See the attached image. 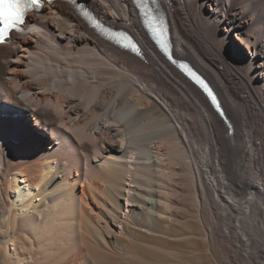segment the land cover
<instances>
[{
	"label": "bare ground",
	"instance_id": "obj_1",
	"mask_svg": "<svg viewBox=\"0 0 264 264\" xmlns=\"http://www.w3.org/2000/svg\"><path fill=\"white\" fill-rule=\"evenodd\" d=\"M81 1L141 55L61 0L0 44V264H173L182 236L264 264V0H158L174 59L226 119L135 0Z\"/></svg>",
	"mask_w": 264,
	"mask_h": 264
},
{
	"label": "rangeland",
	"instance_id": "obj_2",
	"mask_svg": "<svg viewBox=\"0 0 264 264\" xmlns=\"http://www.w3.org/2000/svg\"><path fill=\"white\" fill-rule=\"evenodd\" d=\"M229 43H230V45H232V47L234 49H236L240 53L243 52V47L244 46L241 45V44H238L237 40L235 39V35L234 36L232 35L231 40L229 41ZM31 118L32 117L29 116L27 118V121L23 120V124H24L22 126L23 131H25V129H26V132H28L27 128H33V126H32L33 119H31ZM4 122L1 121V123H3V124H4ZM26 126H28V127H26ZM196 221L193 222L194 223V228H195L196 232H198V234H200V232L201 233L203 232V229H202L203 227L201 225L202 223L199 220H196ZM256 231L257 232H255V230H253L250 236L253 238L254 241L257 240L258 250H260V249L264 248V231H263L262 228H259V227L256 228ZM174 232H180V231H174ZM170 240L173 243L172 246L173 245H174V247L176 246L175 248H177L179 253L182 255L183 259L185 258L184 261H183L182 258L180 259V257H178L179 260L180 261L182 260L183 262L186 261L185 263L180 262L179 260H178L179 263H178V261H173L175 264H193V263L194 264H218V263L221 264V259H222L223 253H222V250H221L222 246L218 242L217 243L215 242L216 244L215 243H213V244L210 243L209 250H206L208 247H206L207 245L204 243V241L201 239V237L200 238L197 237V239L194 240L195 242L193 241L195 244L192 243V241H191L192 239L191 238L189 239V237L187 238V236H182L180 238H175V240L173 238L171 239V237H170ZM193 244H194V246H193ZM180 246H182V247H180ZM192 246L195 247V248H192ZM203 246H205V248ZM192 249H194L195 251L192 252ZM183 252L186 253V254H183ZM168 263L170 264L171 262L169 261Z\"/></svg>",
	"mask_w": 264,
	"mask_h": 264
},
{
	"label": "snow or ice",
	"instance_id": "obj_3",
	"mask_svg": "<svg viewBox=\"0 0 264 264\" xmlns=\"http://www.w3.org/2000/svg\"><path fill=\"white\" fill-rule=\"evenodd\" d=\"M41 7V0H0V43L4 42L10 29L14 30L24 23L25 14L30 9L39 10Z\"/></svg>",
	"mask_w": 264,
	"mask_h": 264
}]
</instances>
